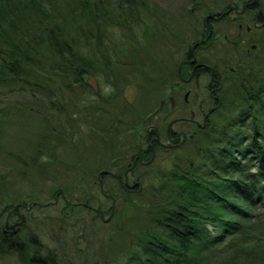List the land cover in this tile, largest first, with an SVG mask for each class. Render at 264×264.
Returning <instances> with one entry per match:
<instances>
[{
    "label": "rangeland",
    "instance_id": "1",
    "mask_svg": "<svg viewBox=\"0 0 264 264\" xmlns=\"http://www.w3.org/2000/svg\"><path fill=\"white\" fill-rule=\"evenodd\" d=\"M4 1L3 9L8 10L5 8L7 4L9 11L13 9L14 13L10 22L0 19L3 28L0 43L3 45L25 46L32 34L42 40L45 28L58 25L64 38L78 49L100 36L105 43L111 41V50H117L122 60L130 62L131 53L125 48L127 41L120 38L124 32L108 21L113 19V8L120 4L118 0L102 1L107 6L104 11L107 14L110 11L109 16L100 13L98 0H91L89 6L78 8L73 0ZM230 1L233 0H146L144 14L157 12L169 20L165 29H159L158 40L148 37L144 46L146 53L157 60L154 64L157 67L139 53L134 57L136 67L112 64L116 85L108 88L102 83L100 90L104 96L113 93L112 97L106 102L95 101L94 117L87 118L91 125L77 121L80 130L74 136L71 130L75 129L77 122L74 120L80 114L70 101L77 102L85 94L77 86L61 95L52 85L35 91L28 84L35 80L34 77H28V85L15 84L10 78L0 79V213L3 211L4 214L0 226L6 208L24 204V209L21 207L24 218L14 239L22 246L18 251L0 247V264H28L31 259L47 256L54 264H122L132 239L144 234L152 225L154 215L177 199L176 180L183 175L191 177L195 164L203 163L204 173L210 176L211 164L201 158L205 149L212 146L209 141L214 138L208 135V129H200L191 120V110L197 107L194 93L202 106L208 102V91L204 87L208 79H196L191 85L195 92L188 95V102L184 104L188 109L184 112L187 120L172 125L171 119L178 113H170L167 105L161 106L160 101L167 98L170 84L177 81L176 65L202 29V16ZM12 2L15 5L11 7ZM103 19H107V23ZM146 24L147 19L143 26L145 33L149 25ZM222 28L221 25L219 38L224 33ZM257 33L258 36H249L252 39L242 33L244 40L239 38L237 41L242 47L238 48L239 51L236 48V53L231 56L227 50V54L219 51L213 61L221 74L218 82L222 104L214 116L219 126L240 117L242 108L247 110L245 92L264 81V50L258 47L245 52L250 44L261 38ZM222 42L216 43L221 45ZM40 48L43 51H40L39 60L42 57L46 61L44 48ZM119 55L116 53L115 59ZM137 67L143 69L144 76L129 77L126 68L137 70ZM41 72L39 68L38 73ZM247 74H252L253 79L245 80ZM143 77L148 78L144 81ZM54 78L56 86L61 84L58 77L54 75ZM130 79L132 81L128 82ZM180 93L176 98L177 106L183 103L185 89ZM98 112L100 115L95 116ZM250 116V113L245 116L247 123L243 128L246 130L251 129ZM68 119L70 129L65 127ZM114 120L118 122L113 124ZM167 122L171 129L185 131L186 136L170 147L156 148L155 154L130 174L139 183L138 192H123L113 177L104 178L101 185L96 178L99 170H110L121 176L124 170L122 161L129 162L130 152L144 143L150 123L162 124L164 128ZM44 136L47 139L57 137L53 146L46 147L47 152L53 153L52 160L48 158L47 162V158L39 159L38 156L36 161L46 160L45 164H33L32 158ZM215 143L212 148L217 149L219 143ZM250 170L254 171L255 167L250 165ZM104 191L114 197H105ZM85 198L89 205L103 210L102 218L82 205L70 207L69 203L85 202ZM251 212L250 217L241 220L243 229L224 233L225 237L215 245V254L206 257L208 264H264V206L252 208Z\"/></svg>",
    "mask_w": 264,
    "mask_h": 264
},
{
    "label": "trees",
    "instance_id": "2",
    "mask_svg": "<svg viewBox=\"0 0 264 264\" xmlns=\"http://www.w3.org/2000/svg\"><path fill=\"white\" fill-rule=\"evenodd\" d=\"M73 1L77 8L91 4V0ZM102 1L98 0L99 11L109 16L110 11L108 14L104 11L107 6ZM118 1L120 4L113 8V19H107L124 32L120 38L127 41L125 48L131 53L129 63L128 59L120 58L117 50L114 52L111 50V41L105 43L98 36L96 39H91L89 45L78 49L64 38L62 29H59L58 25H51L44 29L46 34L42 40L39 39L40 36L32 34L28 36L25 46L0 43V79L10 78L15 84H30L35 91L52 85L55 86V91L59 90L58 93L61 95L76 85L79 91L85 94L77 102L73 99V102L70 101V104L73 103V107L75 106L80 114L74 122L82 121L91 125L87 118L94 117L93 110L83 112V108L86 107L85 105L93 108L92 99L107 96L100 92L102 83L108 88L116 85L113 70L115 63L123 67H136L137 59L134 57L139 53L146 61L150 60L149 62H153V66L157 67L154 65L157 64V60L149 56L148 52L146 53L144 46L151 37L158 40L156 35L159 29H165L169 21L157 12L156 14H144L146 0ZM33 2L36 3V0ZM4 3V0H0V19L9 21L14 10L9 11L7 4L5 8L8 10H4L2 6ZM14 5L12 2L11 7ZM107 19L103 21L107 23ZM146 19L149 24H146L148 33H145L143 27ZM2 30L3 28L0 27V31ZM4 34L5 32L2 35ZM40 47L44 48L43 56H46V61H43L42 57L39 60L40 51H43ZM116 53L119 57L115 59ZM39 68L42 69L40 74L38 73ZM129 68H126L127 73H130L129 77L144 76L141 67H137V70ZM54 75L60 79L62 85L56 86L53 83ZM86 75L96 78L99 84L98 93H94L85 82ZM246 76L245 80L253 79L248 74ZM28 77H34L35 80L28 83ZM148 77L141 79L146 81ZM131 81L130 79L128 82ZM249 88L244 94L247 110L244 111L242 108L239 112L240 117H235L232 122L217 125L218 130L215 131L214 136L209 134L214 138V141H209L213 147L215 142L219 143L217 149L210 146L202 154L201 160L203 162L208 160L211 164L208 170L210 176L204 173L206 171L202 166L205 163L195 164L191 177L180 176L175 182L177 199L175 198L173 203L154 215L152 225L144 231V234L132 239L127 246L128 254L122 264H208L206 257L215 254L213 251L215 245L225 237L224 233L243 229L241 220L253 214L251 209L264 206V81H259L256 86ZM112 94L109 93V96ZM247 113L251 114L250 130L243 128L247 123L245 120ZM96 115H100V112L95 113ZM70 122L68 119L65 124L68 129L71 127ZM78 123H75V129L71 130L73 136L80 130ZM50 133L53 134V132ZM54 137V139H47L44 136L35 152L36 155L32 158L33 164H45L46 160L36 161L38 156L39 159L47 158V162L48 158L52 160L53 153L47 152L46 147L54 145L57 141V137ZM250 165L255 167L254 171L250 170ZM84 200L88 203V199ZM229 214L232 217L227 216ZM14 239L8 238L6 241H1L0 245L9 250L18 251L22 245ZM28 264H54V261L47 256L43 259H31Z\"/></svg>",
    "mask_w": 264,
    "mask_h": 264
},
{
    "label": "flooded vegetation",
    "instance_id": "3",
    "mask_svg": "<svg viewBox=\"0 0 264 264\" xmlns=\"http://www.w3.org/2000/svg\"><path fill=\"white\" fill-rule=\"evenodd\" d=\"M206 12L207 13L203 15L201 19L202 29L197 33V37L193 39L189 46V49L182 54V58L176 65L177 68L175 73L177 81H174L170 84V89L167 94L168 96L166 99H161L160 105H167L166 108H168L170 113H178L177 116L171 119L172 125L182 122L183 119L187 120L188 117L184 115V112L188 111V109H186L184 104H187L188 95H190V93H193L194 91L191 85L195 83L196 79L200 80L201 78H207L208 80H206V82L204 83V87L208 91V102L206 103V105L202 106L200 101H198L199 98L197 94L194 93L197 107H195V109L192 108L191 110V116H193L191 120L195 123V125H199L200 129L203 128L204 131H207L206 129H208V135H215V131L218 129L217 120H214L216 119L214 116L216 115V111L222 104V98L219 96L221 86L218 82L221 74L219 75L213 61L216 59L219 51H224V53L227 54V50L230 53L229 56H231L232 53H236V48L237 50L238 48H242L240 44L237 43L239 38L242 39V41L244 40V36L242 33H246L248 38H250L249 36L253 37V35H257V32L261 34V38H257L256 42L250 44L249 49L245 51L246 53L258 47L261 51L264 50V0H240L239 2L233 0L227 3V5L222 6L218 10H211L209 12ZM221 25L223 27L222 31L224 30V33L223 36L219 38V28ZM217 41L224 42H222L223 44L221 43V46L220 43H216ZM224 44H227L228 46L225 47ZM219 47L221 48L218 49ZM251 76L252 74L250 75V77ZM86 77H88V75H86ZM246 77L247 76H245V78ZM182 89H185V95L183 97L184 100L183 103L177 106L176 98L179 97V95L181 94L180 91ZM98 91L99 84L97 81V90L93 92L98 93ZM110 97L112 96H106L105 98L95 97L91 102L94 104L95 101L106 102L110 99ZM167 99L169 100V102L167 101ZM85 106L86 107L84 111L86 112H90L94 109L87 105ZM73 108L76 109L75 106ZM117 122L118 121L114 120L113 124ZM150 124L151 125H149L146 129V134L143 138L145 144H140V146L137 147L135 151L130 152L129 162L122 161L121 164L124 165V170L122 171L121 176L114 173L113 171L105 170L108 171L109 174L101 173L99 175V178L96 177L98 181L102 183V185L104 182V178L113 177L120 187V190H123V192H138L140 188L139 183H137L138 181L136 180V177L135 180H133L134 177L130 176V174H132L142 163L150 159L151 156L155 154L156 148L162 149L170 147L173 144L179 143V139L186 136V132L183 130L178 131L177 129L176 131V129H174L173 127L171 129V124H168V122L164 128H162V124L160 126H157L153 123ZM143 144L145 147L143 146ZM106 193L107 192L104 191L103 195L105 197L109 198L110 196H112ZM113 197L114 196H112V198ZM69 204L70 207H73L75 205H81L82 202H72ZM21 207L24 209V204L18 203L14 204L13 206L10 205L8 208H6L5 218L2 226H0V242L6 241V239L8 238L16 239V237L18 236V227L21 225L20 223L24 218V215L21 213ZM93 211L95 212V210ZM3 215L4 214L2 211L0 213V218H2ZM0 247H2V245H0Z\"/></svg>",
    "mask_w": 264,
    "mask_h": 264
},
{
    "label": "water",
    "instance_id": "4",
    "mask_svg": "<svg viewBox=\"0 0 264 264\" xmlns=\"http://www.w3.org/2000/svg\"><path fill=\"white\" fill-rule=\"evenodd\" d=\"M85 82H87V84H88L89 86H91V88L93 89L94 92L97 90V81L95 80L94 77H92V76H88V77L85 79ZM101 173H109V172H108V171H105V170H101V171L98 172V174H97V178H99V175H100ZM113 202H114V199H113ZM112 208H113V204H112L111 209H112ZM97 211H98L99 215H100L101 218H102V217H103V214H104L103 210L100 209V210H97ZM112 211H113V209H112Z\"/></svg>",
    "mask_w": 264,
    "mask_h": 264
}]
</instances>
